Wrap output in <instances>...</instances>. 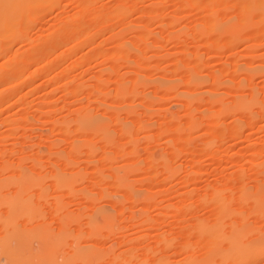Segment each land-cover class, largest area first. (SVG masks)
<instances>
[{
	"label": "rangeland",
	"instance_id": "rangeland-1",
	"mask_svg": "<svg viewBox=\"0 0 264 264\" xmlns=\"http://www.w3.org/2000/svg\"><path fill=\"white\" fill-rule=\"evenodd\" d=\"M245 2L45 0L2 22L0 166L10 175L20 160L43 179L30 190L40 213L21 226H64L62 253L105 252L90 264H264V70L249 73L264 64V20ZM140 73L151 83L118 97ZM86 110L107 117L110 137L76 128ZM58 120L73 121L79 152ZM127 168L136 195L114 184ZM79 169L74 192L55 185ZM240 231L246 253L229 249Z\"/></svg>",
	"mask_w": 264,
	"mask_h": 264
},
{
	"label": "bare ground",
	"instance_id": "bare-ground-1",
	"mask_svg": "<svg viewBox=\"0 0 264 264\" xmlns=\"http://www.w3.org/2000/svg\"><path fill=\"white\" fill-rule=\"evenodd\" d=\"M44 1L45 0H0V24L3 22L5 28L15 26V24L18 23L17 20L19 15H29L35 5L44 3ZM244 8L249 11L258 10L260 18L264 20V0H246ZM119 13H122V10H120ZM216 27H218V24L214 21L213 28ZM222 27L227 28L229 26L223 23ZM139 63L142 67L146 66L150 68L147 62L139 60ZM258 69L264 70V64L251 67L249 73L252 74L258 71ZM140 74L141 75L137 76L136 79V87L133 86L131 90L119 87L117 96L121 98L132 94L134 97H138L140 95V89L137 88V85L142 84L146 87L151 83L146 78V74ZM103 81L104 79H101V83ZM171 84L172 83L167 82L164 83L162 87L168 89L171 87ZM75 88L77 89V93H84L87 91L93 92L95 90L94 87H89V85H84L82 83H79ZM144 98L148 101V105H153L154 99L147 95H145ZM245 108L252 110V103H246ZM75 122L77 123L76 128L83 133L92 134L103 132L106 136L110 137V133L108 132L109 121L107 117H99L92 113L91 110L79 113ZM72 123V120H64L62 122L58 120L55 123V127L62 129L70 137V152H74L75 150L79 152L78 149L83 143L79 142L78 139L72 138V132L74 131ZM140 126H143V124L140 123ZM125 128L128 129L126 126ZM257 155L259 154L256 153V156ZM59 157H62V155H59ZM5 169V165L0 166V207L5 205L7 211V214L4 215L0 210V264L3 258L6 260V264H80V259L84 261L83 264H90L100 255H104V251H100L93 246L79 247L71 253H62V249L69 235V232L64 226L57 235L53 234L48 227L29 229L27 226H21L19 222L21 216L32 218L40 213L39 204L30 190L34 186L42 183V178H38L32 172L28 171L24 163L20 160L17 167H15L16 170H14L12 174L8 175L4 173L3 171ZM131 171V168L124 170L123 174H121L120 171H116L114 174V184L136 195L137 191L130 183L129 176ZM98 174L99 177L102 175L101 172ZM83 177L84 173L81 169L69 174L57 171L54 174V181L57 187L63 188L69 192H74L75 183ZM101 179L104 180L105 177L101 176ZM7 190L8 192H6ZM43 192H45L44 189L41 190V193ZM61 202V198L57 197L56 209L62 207ZM97 210V214L103 218L106 224L112 223L114 216L109 210L102 207ZM70 218L73 217L68 216L69 220H73ZM99 226L100 224L97 221L91 222V230L97 231ZM35 242L39 243V248L34 247ZM247 244L248 243L243 239L242 232H235V235L232 236L229 249L239 253H246L245 250L248 249ZM256 250L257 248H255L253 252H256ZM60 255H62L63 261L59 260Z\"/></svg>",
	"mask_w": 264,
	"mask_h": 264
}]
</instances>
